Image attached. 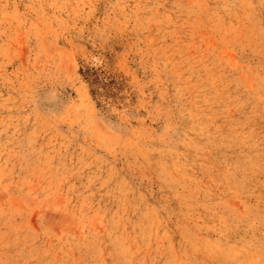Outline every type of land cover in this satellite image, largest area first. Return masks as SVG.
Wrapping results in <instances>:
<instances>
[{"label": "rangeland", "instance_id": "1", "mask_svg": "<svg viewBox=\"0 0 264 264\" xmlns=\"http://www.w3.org/2000/svg\"><path fill=\"white\" fill-rule=\"evenodd\" d=\"M0 264H264V0H0Z\"/></svg>", "mask_w": 264, "mask_h": 264}, {"label": "bare ground", "instance_id": "2", "mask_svg": "<svg viewBox=\"0 0 264 264\" xmlns=\"http://www.w3.org/2000/svg\"><path fill=\"white\" fill-rule=\"evenodd\" d=\"M213 56H214V55H213ZM207 58H208V57H207ZM213 59H214V58H213ZM213 59H211V60H213ZM208 60H209V59H208ZM208 60H207V61H208ZM215 60H216V59H215ZM211 64H212V63H211ZM216 64H218V63H216ZM216 64H215V65H216ZM219 64H220V63H219ZM234 64H235V63H234ZM215 65H214V66H215ZM222 67H223V66H222ZM213 68H214V67H213ZM223 68H224V67H223ZM211 69H212V67H211ZM219 69H220V68H219ZM220 71H221V70H220ZM220 71H219L218 73H220ZM204 72H205V71H204ZM216 74H217V73H216ZM220 74H221V73H220ZM220 74H219V75H220ZM205 76H206V74H205ZM208 77H210V76H208ZM203 80H204V79H203ZM200 82H203V81L200 80ZM228 82H229V81H228ZM228 82H227V85H228ZM205 83H206V81H205ZM230 83H231V82H230ZM227 85H226V86H227ZM229 86H230V84H229ZM232 87H233V86H232ZM233 88H235V87H233ZM231 89H232V88H231ZM236 89H237V88H236ZM225 90H226V89H225ZM229 93H230V92H229ZM229 95H230V94H229ZM226 97H228V96H226ZM231 97H232V96H231ZM240 97H241V95H240ZM233 99H235V98H233ZM236 99H237V98H236ZM245 99H246V98H245ZM245 99H244V100H245ZM239 100H240V99H239ZM242 100H243V99H242ZM238 102H239V101H238ZM235 104H237V103H235ZM253 111H254V110H253ZM256 111H257V110H256ZM254 112H255V111H254ZM250 114H251V113H250ZM253 116L255 117V115H253ZM250 117H251V115H250ZM254 117H253V118H254ZM246 118H247V117H246ZM246 118H245V119H246ZM253 118L251 117V119H253ZM253 120H254V119H253ZM242 122H243V121H242ZM244 122H245V121H244ZM245 123H247V122H245ZM247 124H248V123H247ZM250 125H251V124H250ZM250 133H252V132H250ZM113 221H115V220H113ZM245 258H246V257H245Z\"/></svg>", "mask_w": 264, "mask_h": 264}]
</instances>
